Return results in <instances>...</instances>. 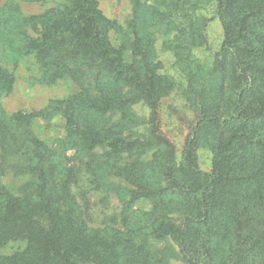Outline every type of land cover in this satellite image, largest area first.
Here are the masks:
<instances>
[{
	"label": "trees",
	"instance_id": "trees-1",
	"mask_svg": "<svg viewBox=\"0 0 264 264\" xmlns=\"http://www.w3.org/2000/svg\"><path fill=\"white\" fill-rule=\"evenodd\" d=\"M132 3L120 47L96 0H60L29 15L12 0L0 4L2 54L15 63L32 56L41 84L67 78L76 86L40 110L8 112L1 99L14 73L0 57V264H170L174 254L186 264H264V0ZM210 3L213 16L198 12ZM215 17L223 40L208 66L193 51L207 46ZM158 38L198 113L180 157L156 123L158 97L175 86L160 72ZM138 100L151 109V134L131 147L136 141L112 134L104 116L117 111L122 126L138 122L131 107ZM55 116L65 135L48 142L34 124ZM199 147L212 154L208 170L196 163ZM121 152L133 155L118 166L136 186L131 199L144 195L153 206L125 203L119 227L91 226L73 188L98 181L109 154ZM152 239L165 246L153 249Z\"/></svg>",
	"mask_w": 264,
	"mask_h": 264
},
{
	"label": "rangeland",
	"instance_id": "rangeland-1",
	"mask_svg": "<svg viewBox=\"0 0 264 264\" xmlns=\"http://www.w3.org/2000/svg\"><path fill=\"white\" fill-rule=\"evenodd\" d=\"M10 0H0V4ZM19 4L23 14H38L50 8L60 0H41V1H20L12 0ZM150 1V0H143ZM98 9L109 20L113 21L115 27L109 32L111 43L115 47H120L124 33L133 18L132 0H96ZM200 14L206 17L214 15V5L212 3L201 6L198 10ZM207 46L194 49L196 58L205 65H211L214 52L220 47L223 40V27L218 17L208 22ZM161 38L155 42V51L158 59L161 61L160 72L167 74L175 81L174 88L167 94L158 97L156 102V123L158 132L166 138L174 147L178 157L188 146L192 130L197 119V112L189 105L183 89L185 79L180 71L174 65V58L171 52L162 47ZM7 53V52H6ZM6 55V56H5ZM2 54L0 46V57L2 64L8 67L14 73L13 89L2 97V105L8 112L17 110H40L48 104L50 99L62 98L76 90V86L69 79H62L52 85L41 84L37 81L39 71L35 59L32 56L21 57L16 63L10 54ZM132 110L138 119V122H132L131 125H121V117L117 111L108 113L104 116L105 125L112 134L125 141L135 142L130 144L136 147L138 143L147 140L150 137V114L151 109L143 100L132 103ZM34 130L41 138L51 142L54 138L63 137L64 121L60 116H55L49 122L37 119L34 124ZM151 151V150H150ZM147 153V158H151V152ZM102 154L99 160L106 158L105 152L98 149ZM110 159L106 166L109 168L101 169L104 176L98 181L89 182L83 180L74 187V192L78 202L83 207L87 217V223L94 227L112 225L120 226V210L125 203L144 210H149L153 206L152 202L144 195L131 199L130 189L136 188L129 179L118 169L125 160H129L133 155L129 152L109 154ZM196 163L199 168L208 170L211 167L212 154L205 147H199L195 150ZM158 169L153 179L155 186L160 182ZM6 181L17 182L10 174L6 176ZM157 180V181H156ZM174 252L178 250L175 242L170 240ZM153 249H161L165 242L152 239ZM170 264H186L179 255L174 254L170 257Z\"/></svg>",
	"mask_w": 264,
	"mask_h": 264
}]
</instances>
